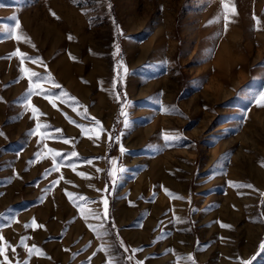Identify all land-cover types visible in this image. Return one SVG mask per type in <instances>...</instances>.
<instances>
[{
	"label": "rangeland",
	"instance_id": "rangeland-1",
	"mask_svg": "<svg viewBox=\"0 0 264 264\" xmlns=\"http://www.w3.org/2000/svg\"><path fill=\"white\" fill-rule=\"evenodd\" d=\"M227 2L236 14L227 11L223 33L221 0H0V194L10 189L11 87L29 81L21 69L61 86L41 81L55 94L45 129L61 155L51 151L50 169L59 170L45 185L61 213L38 232L32 216L21 218L28 202L0 204V247L13 264H191L196 237L197 264H240L257 252L264 108L246 94L264 90V0ZM173 106L183 115L168 114ZM171 135L183 139L166 143ZM103 198L108 219L98 235L101 221L86 214L103 213ZM25 245L40 251L29 256Z\"/></svg>",
	"mask_w": 264,
	"mask_h": 264
},
{
	"label": "crops",
	"instance_id": "crops-1",
	"mask_svg": "<svg viewBox=\"0 0 264 264\" xmlns=\"http://www.w3.org/2000/svg\"><path fill=\"white\" fill-rule=\"evenodd\" d=\"M28 86L29 81L27 80L16 82L11 87V94L16 96L17 103L14 107L16 110L11 115L9 129L10 153L6 155L7 160L10 162L8 173L10 176V181H8L10 189L0 194V204L8 201L11 204L28 202L26 208L29 211L21 215V218L24 215L32 216L37 225H43L44 227L47 224L45 218H50L54 214L59 216L61 213L55 209L54 200L56 202L57 199L52 200L51 192L45 185L50 183L49 172H46V170H49L51 166V151L49 149L52 146L49 131L45 129V125L50 119V107L47 104L48 100L42 95H31L29 97L26 93ZM22 95L24 96L19 101ZM31 100L37 104V106H34L38 110L35 115L32 111L33 106L30 104ZM37 124L40 125L38 130L36 128ZM37 152L40 153L38 157L34 155ZM5 177L2 176V178ZM2 206L4 207V203ZM43 227L35 229V231L45 232L46 229ZM173 239L175 240V238ZM197 239V237L194 239L196 241L193 242L191 249L188 245V250H191L189 255L191 254L196 262L202 263L204 247L202 244L200 245L201 241ZM177 240L182 241V244L186 241L185 237L180 236H177Z\"/></svg>",
	"mask_w": 264,
	"mask_h": 264
},
{
	"label": "snow or ice",
	"instance_id": "snow-or-ice-1",
	"mask_svg": "<svg viewBox=\"0 0 264 264\" xmlns=\"http://www.w3.org/2000/svg\"><path fill=\"white\" fill-rule=\"evenodd\" d=\"M74 3H77V4H80L81 6H83V3L85 2V0H73ZM221 7L226 10L225 11V14H223L222 17H218V19L222 18L223 19V33H226L228 31V28H229V24H230V20L228 18V15H227V11L230 10L231 13L233 15L236 14V8H235V5H229L227 0H221ZM51 12V10H50ZM51 15L56 17V13L55 12H51ZM57 19H59V17H56ZM15 19V17L13 18ZM253 20L256 21L257 24H259V20L257 17L253 16ZM213 21H210L209 23H212ZM91 23V21H90ZM20 23L19 21L17 20L16 23H15V28H20ZM117 31L120 32L119 28H117ZM222 32L220 31H217L215 34H214V38L218 39L222 36L223 34ZM122 34V33H121ZM12 38L14 39H17L19 40L20 37L19 36H15L13 35ZM25 42H28V38L25 37ZM68 39L71 40L72 37L71 35L68 36ZM34 47V45H33ZM215 50V44H214V47L213 49L209 50V54L211 55ZM16 53H13L12 55H15ZM28 59H30L32 61V63H39L40 65H43V61L42 60H39V58H31L29 57ZM21 64H23V59H21ZM44 67L46 68V65H44ZM22 72H28V79H29V89H28V96L30 97L31 95L33 94H37V95H42L45 99H48L50 95H55L54 93H50L48 92L47 90H45L42 86H41V81H44V80H47L49 81L53 87L55 88H60L61 86L59 84H57L50 75L48 76H41L40 74H38L37 72L35 71H29L27 69H21ZM125 72H127V69L125 68L124 69ZM33 78H35V82H34V86H33ZM203 82H206V78H202L201 81H198L197 84L198 86H202V83ZM115 86V85H114ZM242 93H243V90H242ZM242 93H238V95H241ZM248 99L250 100V102L252 103H255L256 106L258 107H261V108H264V90H261L257 93H247L246 94ZM71 99H75V98H71ZM51 102V101H50ZM53 106L55 107L56 105L53 104ZM32 111H33V114L35 115V113L38 111L37 109H35L34 107L32 108ZM167 113L168 114H179V115H183V113H180L179 110L177 108H175L174 106L171 107L170 109L167 110ZM121 115H124V116H127V113L124 112V108L122 107L121 108ZM95 118H93L94 120ZM96 125L99 126L100 125V122L99 121H95ZM125 125L128 124V121L127 119L124 121ZM37 130L40 128V125L37 124L36 126ZM103 131V129H101ZM59 131V130H58ZM0 135H3L2 132H0ZM109 140L111 141L112 140V136L109 135ZM118 139V138H117ZM166 143H171V142H174L175 140L177 139H183L182 136H179V135H171V136H165L164 137ZM64 143H68L67 140L64 141ZM49 151H53L51 149H49ZM121 152L124 151L123 147H121L120 149ZM35 156H39L40 153L37 152L36 154H34ZM53 155L54 157L55 156H60L61 154L58 152V151H53ZM73 156L76 155L75 152L72 153ZM229 154H225L223 157H221V159H226L228 157ZM91 161H89L90 163ZM112 164L115 165L116 164V161L113 160L112 161ZM261 166H264V164H262ZM59 170V167L57 165H55V162H54V166L52 169L50 170H46V172H50V171H58ZM97 171H100L99 169H97ZM124 171H126L123 167H121L119 169V172L120 173H123ZM80 175H83L82 173ZM108 175L110 177H112L114 174L112 171H109L108 172ZM62 178V177H61ZM116 182V178L113 179V183ZM59 181H53V184H58ZM246 187H249L251 188L252 185H246ZM106 190V189H105ZM97 191H101L99 189H97ZM69 196H71V193H68ZM77 200H82V199H85L83 197H79L77 196L76 197ZM92 203H97V201H92ZM102 203H103V206H104V211L103 213H99V212H96L92 209H89L88 212H87V216H92L94 217L95 219L97 220H100L101 223L97 226H93V231H97L98 229L100 228H104V223L103 221L108 219V200L106 198H103L102 199ZM33 223H35V220H33ZM30 225H25V227H29ZM37 227H43V225H37ZM112 227H115L114 224H112ZM97 234L98 235H101V233H99L97 231ZM3 237H0V240H2ZM23 243V241H22ZM121 246L122 245V242H121ZM25 247L27 248V252H28V255L29 256H32L34 253L36 252H39L40 250L35 246V245H32L31 247H28L27 245H25ZM101 251H104L105 249L102 247L100 249ZM141 249H132V252L135 253L137 251H140ZM11 252L15 253V248H11L10 249ZM67 251V250H66ZM125 251H128L127 248H125ZM171 251V250H169ZM41 255H43V253H40ZM93 255H95V253H93ZM0 257L3 258V264H13V261L9 259V256L6 254V249L3 248V247H0ZM189 261H191V264H197V262L195 261L194 257L190 254L186 257ZM261 258H264V241H261V243L259 244L258 246V250L256 253L253 254V256L249 259V260H241L240 264H255L256 261H258L259 259ZM132 259V256H129L128 257V260H131ZM21 264H29V262L27 260H24L21 262ZM108 264H112V261L109 260ZM138 264H141V262H138Z\"/></svg>",
	"mask_w": 264,
	"mask_h": 264
},
{
	"label": "bare ground",
	"instance_id": "bare-ground-1",
	"mask_svg": "<svg viewBox=\"0 0 264 264\" xmlns=\"http://www.w3.org/2000/svg\"><path fill=\"white\" fill-rule=\"evenodd\" d=\"M255 171H256V173H257V175H258L259 172H258L257 170H255ZM260 172H261V171H260ZM261 175H262V174H261ZM263 177H264V176H263ZM263 179H264V178H263ZM180 185H181V184H180Z\"/></svg>",
	"mask_w": 264,
	"mask_h": 264
}]
</instances>
